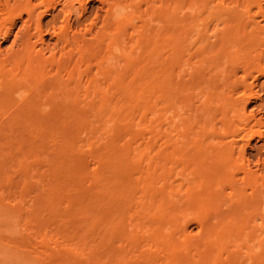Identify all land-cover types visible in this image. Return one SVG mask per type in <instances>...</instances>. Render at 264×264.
Masks as SVG:
<instances>
[{
    "label": "bare ground",
    "instance_id": "1",
    "mask_svg": "<svg viewBox=\"0 0 264 264\" xmlns=\"http://www.w3.org/2000/svg\"><path fill=\"white\" fill-rule=\"evenodd\" d=\"M32 1L0 2V40L16 18L23 30L16 50L0 48L1 117L113 119L141 108L157 119L131 147L139 194L83 218L81 264H259L264 158L253 163L246 147L264 139V116L247 112L254 100L264 110V86L254 88L264 0H96L91 19V0ZM44 34L55 42L47 56L35 49ZM140 53L155 64L142 77Z\"/></svg>",
    "mask_w": 264,
    "mask_h": 264
},
{
    "label": "rangeland",
    "instance_id": "2",
    "mask_svg": "<svg viewBox=\"0 0 264 264\" xmlns=\"http://www.w3.org/2000/svg\"><path fill=\"white\" fill-rule=\"evenodd\" d=\"M1 1L16 4V0ZM39 1L33 0L32 3ZM99 4L91 0L85 16L91 19L92 15H98ZM51 13L44 16V25L52 19ZM24 15L23 19L27 17ZM18 19L9 24V27L12 26L8 39L0 40L2 55H8L21 44L22 21ZM15 34L18 37L14 42ZM46 34L45 42H41L43 44H35V49L41 48L45 56L49 53L46 46L52 48L55 43ZM32 38L33 42L35 37ZM145 55L140 53L141 57ZM140 56L138 59L142 65L132 59L133 67L134 62L141 66L136 64L138 68L135 66L132 73L129 72L131 79L136 68L139 71L141 67H150L148 56ZM150 65L152 70L155 64ZM137 71L135 76H138ZM141 72L140 69V77ZM248 80L253 81L251 78ZM257 81L254 88L261 89L264 76H258ZM141 92L136 87L133 96ZM258 92L264 98V91ZM142 99L140 96L139 100ZM254 101L248 105L247 112L253 113L256 118L257 115L264 116L262 106L257 104L260 101ZM131 104L137 106L136 102ZM133 109L120 118L107 119L102 115L88 114L82 119L47 117L43 121L35 119L29 124L22 122L21 118L8 122L7 117L0 116V194H4L0 195V264H81L83 231L80 228L83 218L95 212L101 202L107 201L105 199L139 194L134 190L140 176L131 147L137 142L147 141L145 132L155 127L157 119L151 117L153 121H150V117L143 116L144 110ZM250 143L246 147L247 158L251 161L264 158V139L259 141L255 138ZM137 163V166H140L139 163L144 165L142 161ZM191 226L188 229L196 231L194 225ZM260 256L262 258L264 253ZM261 258L259 264H264V258Z\"/></svg>",
    "mask_w": 264,
    "mask_h": 264
}]
</instances>
